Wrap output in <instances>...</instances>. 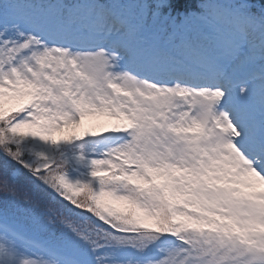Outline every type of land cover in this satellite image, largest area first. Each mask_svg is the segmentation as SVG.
I'll return each instance as SVG.
<instances>
[{"label":"rangeland","instance_id":"rangeland-1","mask_svg":"<svg viewBox=\"0 0 264 264\" xmlns=\"http://www.w3.org/2000/svg\"><path fill=\"white\" fill-rule=\"evenodd\" d=\"M166 2L79 0L67 9L68 27L57 14L47 19L43 12L35 17L38 12L0 10L5 114H18L12 121L15 130L41 136L47 160L64 146L76 148L62 153L77 168L63 176L65 188L104 180L118 170L106 185L122 189L109 194L103 188L102 218H124L133 191L158 195L132 214L127 227L134 230L124 229L126 244L106 258L112 264L190 262L180 250L158 243L153 246L157 255L147 260L149 249L144 252L132 242L167 205L182 232L216 236L232 228L234 237L248 245V264H264V187L262 192L258 187L264 186V106H257L264 103V6L248 0H201L194 10L180 13L166 9ZM110 14L123 23L119 31L114 28L116 34L93 21ZM148 15L152 26L146 24ZM6 19L11 28H2ZM73 41L94 47L73 48ZM114 41L125 55L112 51ZM191 43L194 49L180 62V51L187 52ZM192 54L203 69L196 67ZM169 56L201 84L151 80L162 77ZM212 81L217 85L206 84ZM181 85L192 91L180 92ZM225 110L236 112L237 122H229ZM216 111L223 114L216 116ZM91 126L111 131L108 137L87 136ZM106 154L123 163L98 170ZM244 173L253 178L244 179ZM32 199L46 205L51 200L43 195ZM55 200L52 195L51 202ZM9 227L0 224V264H94L95 254L79 248L71 253L37 250ZM114 247L99 251L107 254ZM194 264L226 262L203 258Z\"/></svg>","mask_w":264,"mask_h":264},{"label":"trees","instance_id":"trees-1","mask_svg":"<svg viewBox=\"0 0 264 264\" xmlns=\"http://www.w3.org/2000/svg\"><path fill=\"white\" fill-rule=\"evenodd\" d=\"M5 0H0V9L5 7ZM27 2L29 0H18ZM34 5H40L42 0H31ZM57 1V0H54ZM174 10H184L193 6L198 0H169ZM254 3L264 4V0H250ZM5 105L0 99V222L16 226V232L30 237L38 244L42 237L45 246L51 250L81 249L95 254V263L104 264V252L108 245L115 244L121 236V231L127 227L133 213H136L143 203L152 201L151 193H136L131 200L128 216L114 227L110 222L99 220L96 217L97 207H100L99 196H91L92 191L86 190L76 195L74 190H61L55 192V180L61 172L72 169L60 156L52 162L47 161V150L43 139L38 135L22 137L13 132L8 126L9 119L2 118ZM47 165V166H46ZM55 188V189H54ZM98 188H95L94 193ZM83 190H85L83 188ZM91 194H90V193ZM103 195L101 191L98 192ZM37 195L48 196L56 200L49 204L33 201ZM96 200H92L93 198ZM99 199V200H97ZM97 206V207H96ZM62 210V216L58 211ZM53 214L58 224L49 226L39 212ZM99 222V223H98ZM42 227V228H41ZM37 228H40L39 231ZM45 229L50 231L44 232ZM86 230H90L88 233ZM156 238L175 234L178 229L171 225L168 210L164 208L150 227ZM150 230H146L149 232ZM149 236V235H147ZM183 244L177 247L186 250L192 255L215 254L231 256L233 247L230 243H214L210 238H199L192 234L182 235Z\"/></svg>","mask_w":264,"mask_h":264},{"label":"bare ground","instance_id":"bare-ground-1","mask_svg":"<svg viewBox=\"0 0 264 264\" xmlns=\"http://www.w3.org/2000/svg\"><path fill=\"white\" fill-rule=\"evenodd\" d=\"M108 16L109 15H106L105 18H107ZM93 21L95 22V24H97L98 19H94ZM100 22L108 23V24H114L115 25V22L113 20H108V22L105 21V20H101ZM213 84L216 85L214 82H213ZM193 86H195V85H193ZM180 89H182V91H180V92H183V91H185V92L186 91H190L191 92L192 91V89L187 87L186 85L180 86ZM215 114L217 116V115H222L223 113L220 112V111H216ZM224 114H225L226 119L229 122H232V123L237 122V115H235V112H233L231 110H225ZM110 131H111V129L108 130L107 128H95V126H91L88 129V131L86 132V135L87 136H95L97 138H101V136L104 137L105 135H106L105 137H108ZM243 175H244V179H248V177L249 178H253V176H251V174H249V173H244ZM258 187L260 188V191L262 192L264 186L260 185Z\"/></svg>","mask_w":264,"mask_h":264}]
</instances>
